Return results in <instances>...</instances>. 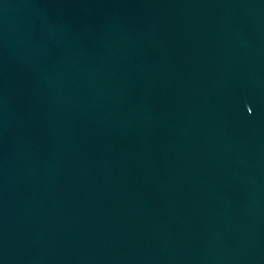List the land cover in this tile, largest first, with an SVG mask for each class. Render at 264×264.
<instances>
[{"label":"water","instance_id":"95a60500","mask_svg":"<svg viewBox=\"0 0 264 264\" xmlns=\"http://www.w3.org/2000/svg\"><path fill=\"white\" fill-rule=\"evenodd\" d=\"M0 264H264V0H0Z\"/></svg>","mask_w":264,"mask_h":264}]
</instances>
